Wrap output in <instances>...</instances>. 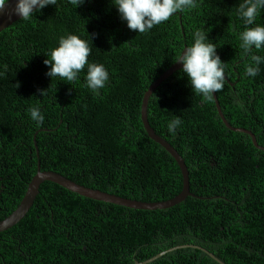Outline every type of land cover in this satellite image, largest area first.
Masks as SVG:
<instances>
[{
    "label": "trees",
    "instance_id": "obj_1",
    "mask_svg": "<svg viewBox=\"0 0 264 264\" xmlns=\"http://www.w3.org/2000/svg\"><path fill=\"white\" fill-rule=\"evenodd\" d=\"M241 2L199 0L197 8L141 34L120 19L115 0H86L75 9L59 0L2 31L0 220L16 209L37 172L35 144L42 171L86 188L144 203L177 196L180 169L147 136L141 104L197 29L208 32L225 63V85L215 93L224 118L264 147V64L256 77L245 74L251 55L264 56V49L241 47ZM256 23L264 24V12ZM69 33L88 41L89 63L109 71L99 95L86 87L87 66L73 82L46 75L44 61ZM33 107L42 111L43 125L30 119ZM146 115L184 160L193 196L169 209L133 210L45 182L27 216L0 233V264H135L183 245L206 249L224 264H264V151L226 128L213 97L192 91L181 70L151 95ZM176 117L183 123L172 135L167 124ZM149 264L220 263L186 248Z\"/></svg>",
    "mask_w": 264,
    "mask_h": 264
},
{
    "label": "clouds",
    "instance_id": "obj_2",
    "mask_svg": "<svg viewBox=\"0 0 264 264\" xmlns=\"http://www.w3.org/2000/svg\"><path fill=\"white\" fill-rule=\"evenodd\" d=\"M9 2L10 0H0V15L4 13ZM12 2L13 14L27 21L46 7L56 6L59 0H12ZM85 2L86 0H67L74 9ZM198 6L199 0H115L114 5L128 29L141 34L148 33L156 26L167 22L176 13ZM262 12L264 0H242L237 8V15L244 26V30L239 33V40L246 53L252 52L253 49H264V24L256 23ZM193 36V44L182 49L176 61L182 64L181 71L190 81L192 91L211 100L225 85V63L217 54L216 44L209 42L208 32L197 29ZM91 51L92 48L86 39L70 33L61 36L58 46L49 53L51 58L44 61L48 66L46 75L51 79L58 77L73 82L87 66L86 87L99 95L109 82L110 75L103 64L89 63ZM261 64H264V56L251 55V62L245 69L246 76L256 77L260 73ZM43 92L44 90H41V95ZM29 115L37 126L43 125L45 117L39 107L31 108ZM182 123L179 117L172 119L167 124V131L176 135Z\"/></svg>",
    "mask_w": 264,
    "mask_h": 264
},
{
    "label": "water",
    "instance_id": "obj_3",
    "mask_svg": "<svg viewBox=\"0 0 264 264\" xmlns=\"http://www.w3.org/2000/svg\"><path fill=\"white\" fill-rule=\"evenodd\" d=\"M13 8H14V3L12 2V0H10L9 4L5 6L4 13L0 15V33L4 31L5 29H7L8 27H10L15 22L20 20L18 16L13 14ZM181 69H182V64H180L179 62H176L167 71H165L162 75H160L145 92L143 99H142V104H141V121H142V124H143V127L145 129L147 136L149 137L150 140L160 145L166 152H168L170 156L174 159V161L177 163L180 169V172L182 175L183 186H182L181 192L177 196H175L174 198L170 200L163 201V202H156V203H144V202H139V201H133V200H128V199H124L121 197H117L114 195L106 194L98 190L86 188L84 186H81L79 184L72 182L71 180L67 179L66 177H63L60 174H57L51 171H42L40 167V162H39V152L35 144V140H36V135H35L34 144L36 148V157L38 160L37 172L35 176L32 178L31 182L28 184L25 195L23 199L21 200V202L19 203V205L17 206V208L11 214L6 216L3 220H0V233L6 232L9 229L13 228L27 216L30 209L34 205V202L37 196L39 195L40 186L44 184L45 182H51L83 198H87V199L97 201V202H103L107 204L121 206L124 208L133 209V210L156 211V210L169 209V208H172L184 202L188 197L193 196L190 193L189 172H188V168L184 160L167 141L162 139L160 136H158L154 132V130L150 127L148 123L147 115H146L148 101L151 95L157 90V88L162 83H164L173 74L180 71ZM213 99H214L217 113L221 121L225 125V127L231 130L232 132L247 134L248 136H250L254 147L258 150L264 151V147H261L257 144L256 138L252 132L247 131L245 129L233 128L229 125V123L226 121V119L224 118L222 114L216 94L213 95ZM186 248L201 250L205 253H208L212 258H214L220 264H224L218 259H216L206 249H203L201 247L194 246V245L177 246L165 252H162L158 254L157 256L145 262H136L135 264H149L157 260L158 258L166 255L167 253H170V252H173L179 249H186Z\"/></svg>",
    "mask_w": 264,
    "mask_h": 264
},
{
    "label": "bare ground",
    "instance_id": "obj_4",
    "mask_svg": "<svg viewBox=\"0 0 264 264\" xmlns=\"http://www.w3.org/2000/svg\"><path fill=\"white\" fill-rule=\"evenodd\" d=\"M261 55V54H260ZM232 61V60H231ZM263 65V64H262ZM228 79V78H227Z\"/></svg>",
    "mask_w": 264,
    "mask_h": 264
}]
</instances>
